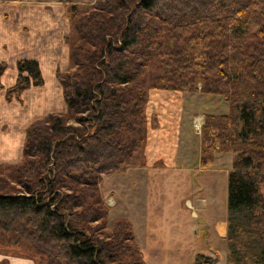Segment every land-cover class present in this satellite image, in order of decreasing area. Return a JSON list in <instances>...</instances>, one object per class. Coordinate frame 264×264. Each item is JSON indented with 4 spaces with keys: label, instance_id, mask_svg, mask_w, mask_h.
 <instances>
[{
    "label": "trees",
    "instance_id": "trees-1",
    "mask_svg": "<svg viewBox=\"0 0 264 264\" xmlns=\"http://www.w3.org/2000/svg\"><path fill=\"white\" fill-rule=\"evenodd\" d=\"M65 13L74 69L56 78L67 111L32 121L22 158L0 163V234L26 240L39 263L145 264L130 221L118 218L102 236L91 225L108 214L100 184L145 165L148 129L158 125L146 113L150 89L201 92L230 107L203 113L199 135V168L216 150L234 153L226 264H264V0H94L67 2ZM16 65L5 99L21 102L44 79L36 60ZM216 260L196 253L193 264Z\"/></svg>",
    "mask_w": 264,
    "mask_h": 264
},
{
    "label": "rangeland",
    "instance_id": "rangeland-1",
    "mask_svg": "<svg viewBox=\"0 0 264 264\" xmlns=\"http://www.w3.org/2000/svg\"><path fill=\"white\" fill-rule=\"evenodd\" d=\"M70 30L69 21L64 37ZM67 48V65L58 63L55 72L74 69L69 44ZM57 96H54L56 108L49 113L67 111L63 96ZM229 110V104L218 95L150 89L146 113L148 117L156 113L158 121L166 127L172 121L168 127H172L169 131L174 134L173 145L180 160L175 167L161 169L141 166L136 160L125 172L103 175L100 192L108 214L103 223L101 220L91 223L100 226L96 233L102 236L110 232L118 218H125L132 223L133 242L139 246L145 264H193L196 253L217 256L215 264H226L229 244L226 236L222 240L214 237L213 222L228 217L227 178L234 153L216 150L208 169L198 166L203 113ZM71 123H75L73 119ZM150 152L153 154V150ZM261 188L264 192V184ZM6 237L0 236V249L38 257L26 240L12 245Z\"/></svg>",
    "mask_w": 264,
    "mask_h": 264
},
{
    "label": "crops",
    "instance_id": "crops-1",
    "mask_svg": "<svg viewBox=\"0 0 264 264\" xmlns=\"http://www.w3.org/2000/svg\"><path fill=\"white\" fill-rule=\"evenodd\" d=\"M90 1L93 0H0V62L7 63L0 77V162L13 163L22 158L26 127L56 108L55 95H59L58 98L63 96L55 70L58 63L64 67L67 65L68 48L64 35L68 32L69 21L65 3ZM22 58L38 62L44 83L25 89L21 102L16 99L7 101L5 90L15 83L16 63ZM62 101L66 105L64 99ZM60 109L63 108L60 106ZM168 126L158 121L156 127H149L144 166L161 169L175 167L179 162L173 145L174 134L169 131L172 127ZM226 219L214 220V237L222 240L226 236ZM0 264L43 263L31 256L0 249Z\"/></svg>",
    "mask_w": 264,
    "mask_h": 264
}]
</instances>
